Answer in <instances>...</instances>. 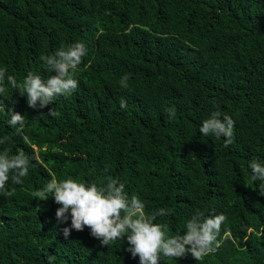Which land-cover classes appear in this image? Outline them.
Returning a JSON list of instances; mask_svg holds the SVG:
<instances>
[{"label": "trees", "instance_id": "obj_1", "mask_svg": "<svg viewBox=\"0 0 264 264\" xmlns=\"http://www.w3.org/2000/svg\"><path fill=\"white\" fill-rule=\"evenodd\" d=\"M77 41L87 55L71 95L45 108L10 86L0 98V151L31 158L23 182L8 183L13 195H0V264H81L85 235L65 238L70 216L58 223L60 205L33 193L53 177L109 176L148 212L171 210L156 220L169 235H183L195 210L227 217L215 253L161 264H264V195L249 167L264 162V0H0V68L18 82L46 78L41 56ZM213 111L235 122L228 147L199 131ZM12 112L23 129L8 124ZM91 241L83 264H139L126 237Z\"/></svg>", "mask_w": 264, "mask_h": 264}, {"label": "clouds", "instance_id": "obj_2", "mask_svg": "<svg viewBox=\"0 0 264 264\" xmlns=\"http://www.w3.org/2000/svg\"><path fill=\"white\" fill-rule=\"evenodd\" d=\"M86 55L87 48L82 41L67 47L61 46L53 54L41 56L44 71L48 74L46 78L29 71L22 82L8 75L6 68H0V98L5 96L10 86L26 97L29 107L45 108L55 102L57 96L71 95L79 87L75 77ZM128 80L129 76L124 75L120 86L127 89ZM120 106L127 107L123 99ZM0 110H5L3 104H0ZM167 112L169 119L174 120L175 107L167 109ZM48 113L52 117L57 115L54 108H49ZM234 123L231 116L225 114L221 119V113L213 111L209 118L203 120L199 131L204 137H223L224 147H228L234 139ZM8 124L19 131L25 127L26 117L19 112H12ZM6 141L7 137L0 138V145ZM30 167L31 158L23 151L14 155L7 150L0 151V195L12 196L13 192L8 190L9 181L21 184L23 178L28 176ZM249 167L252 180L259 182V192L264 195V162L253 159ZM33 196L41 201H46L50 196L54 198V202L60 205L55 213L58 223L67 222L70 216V227L62 230L65 238L70 234L85 235L87 250L81 253V264L92 244L91 240L99 246H111L125 237L129 245L126 250L133 258L139 257V264H161L164 258L176 260L187 254L196 261H203L221 246V230L227 219L223 213L206 216L204 212L195 210L185 223L183 235H169L168 225L156 220L157 217L171 214V210L161 208L148 212L143 200L135 194L129 197L125 185L111 176L99 184L53 177ZM107 259L112 262L116 255H110Z\"/></svg>", "mask_w": 264, "mask_h": 264}]
</instances>
